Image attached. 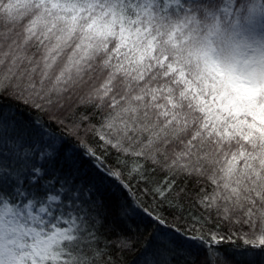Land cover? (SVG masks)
Here are the masks:
<instances>
[{
  "label": "snow or ice",
  "instance_id": "obj_1",
  "mask_svg": "<svg viewBox=\"0 0 264 264\" xmlns=\"http://www.w3.org/2000/svg\"><path fill=\"white\" fill-rule=\"evenodd\" d=\"M242 2L0 0V99L115 153L65 155L0 105V264H123L144 216L164 227L132 264L264 256V11L228 48L207 23Z\"/></svg>",
  "mask_w": 264,
  "mask_h": 264
},
{
  "label": "trees",
  "instance_id": "obj_2",
  "mask_svg": "<svg viewBox=\"0 0 264 264\" xmlns=\"http://www.w3.org/2000/svg\"><path fill=\"white\" fill-rule=\"evenodd\" d=\"M223 7V6H222ZM264 11V6L261 5L260 0H243L241 5L232 10V5L227 6V11L224 13H217L216 18L213 21H208L207 23H216L218 24V34L216 36V44L221 48H228L230 44L237 43L240 41H244L246 39H250L253 36V33L248 30V25L244 22V18L250 12ZM239 14V15H238ZM240 20L241 27L238 29H233V24L236 20ZM259 31V25H256V32ZM0 105H4L5 113L9 112H17L22 113L23 116L27 119H30L37 123L40 128L48 135H51L55 138V147L57 149H62L65 155H69L72 153L76 154H85L86 148L84 143H87L88 146L93 147L97 150V155L101 156L104 159V163L112 166L115 161V153H104L100 148L98 143L89 135L88 137H84V143L81 142V138H78L75 135L70 134L68 128L62 127L57 124L55 121L51 120L47 115L42 112H36L35 110H28L22 105H18L17 102L9 100L7 98L0 99ZM83 110V109H81ZM84 161H92V164H96L97 167L98 162L95 161L92 157L87 156L86 154L82 156ZM92 164H89L84 171L88 172L90 175H96V168L92 167ZM103 172V169H100ZM107 183V181H106ZM144 222L140 224V232L143 234L137 246L130 253H126L121 259L123 260V264H132L134 258L140 254L142 249L147 245L148 240L151 238L152 232L158 230L161 227L160 225L153 224L150 227L145 228V225L149 223V218L147 216L143 217ZM216 223L215 219L210 222L205 231L208 229L215 230ZM247 227L245 226L244 231H247ZM221 231H226V229L222 226ZM239 246L241 249L244 248L243 239L233 237L232 241H225L220 245L221 250L224 249H236ZM259 248L252 249L250 254L246 257V259L252 261V264H264V256L259 255Z\"/></svg>",
  "mask_w": 264,
  "mask_h": 264
}]
</instances>
